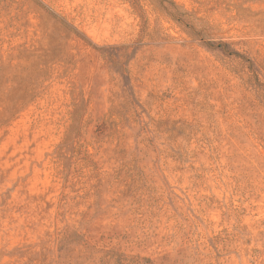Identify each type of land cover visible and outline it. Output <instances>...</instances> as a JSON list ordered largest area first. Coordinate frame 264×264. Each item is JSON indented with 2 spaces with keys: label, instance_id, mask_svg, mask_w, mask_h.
Listing matches in <instances>:
<instances>
[{
  "label": "rangeland",
  "instance_id": "1",
  "mask_svg": "<svg viewBox=\"0 0 264 264\" xmlns=\"http://www.w3.org/2000/svg\"><path fill=\"white\" fill-rule=\"evenodd\" d=\"M0 264H264V0H0Z\"/></svg>",
  "mask_w": 264,
  "mask_h": 264
}]
</instances>
